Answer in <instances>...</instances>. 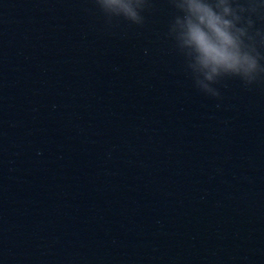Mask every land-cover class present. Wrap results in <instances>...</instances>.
Returning <instances> with one entry per match:
<instances>
[{"label": "clouds", "instance_id": "9594fccd", "mask_svg": "<svg viewBox=\"0 0 264 264\" xmlns=\"http://www.w3.org/2000/svg\"><path fill=\"white\" fill-rule=\"evenodd\" d=\"M175 10L168 36L184 57L195 87L212 98L221 93L214 85L238 78L245 86L264 80V32L253 30L254 16L264 17L262 0H168ZM111 26L123 19L145 23L144 12L153 0H93ZM259 45V47H258Z\"/></svg>", "mask_w": 264, "mask_h": 264}]
</instances>
